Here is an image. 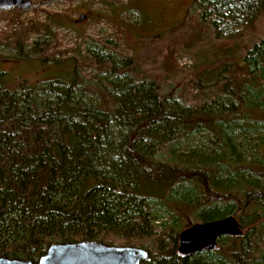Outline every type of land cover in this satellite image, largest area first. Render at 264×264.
<instances>
[{
  "label": "trees",
  "instance_id": "1",
  "mask_svg": "<svg viewBox=\"0 0 264 264\" xmlns=\"http://www.w3.org/2000/svg\"><path fill=\"white\" fill-rule=\"evenodd\" d=\"M189 9L215 40L193 75L199 89L218 87L205 105L161 92L96 41L80 58L44 57L51 30L64 27L56 13L30 23L38 38L25 50L0 41V257L35 263L49 243L115 235L148 251L139 238L158 234L164 244L141 264H264V36L242 46L264 0ZM40 59L42 78L10 84L6 60ZM161 65L164 81L180 72L171 55ZM226 216L240 236L176 257L180 230Z\"/></svg>",
  "mask_w": 264,
  "mask_h": 264
},
{
  "label": "rangeland",
  "instance_id": "2",
  "mask_svg": "<svg viewBox=\"0 0 264 264\" xmlns=\"http://www.w3.org/2000/svg\"><path fill=\"white\" fill-rule=\"evenodd\" d=\"M30 1L32 7L25 11H0L2 44L8 46L19 41L20 46L15 45L16 48L27 49L38 38L30 23H47L48 15L56 13L60 15L59 21L64 27L51 30L46 39L48 45L43 48L44 57L59 60L72 56V52L77 51V57L80 58L86 43L96 41L107 46L112 52L131 58L133 64L140 68L148 79H157L156 83L161 92L173 90V94L180 96L189 106L208 104L218 96V87L199 89L197 77L193 76L208 66L202 65L201 60L215 43L210 23H198V16L190 11L193 0ZM80 14L86 18L75 24L74 21ZM254 30V33L251 30L252 35L244 36L242 46L249 47L255 40L264 36V13L260 15ZM1 52L6 54L8 50ZM169 55L175 58L180 72L164 81L161 64ZM6 61L3 68L9 74L12 86L17 84L18 79L29 82L39 80L40 74L50 70L47 66H41V59L38 62L31 61L32 68L26 67L22 61ZM54 69L56 68L51 72ZM85 71L87 72L84 69ZM201 75L203 76V73ZM179 81V87L173 89V83ZM161 242L164 244L161 236L154 234L139 238L138 243L147 247L146 251L150 255L156 256ZM104 244L139 247L135 243L126 244L125 239L117 235Z\"/></svg>",
  "mask_w": 264,
  "mask_h": 264
},
{
  "label": "water",
  "instance_id": "3",
  "mask_svg": "<svg viewBox=\"0 0 264 264\" xmlns=\"http://www.w3.org/2000/svg\"><path fill=\"white\" fill-rule=\"evenodd\" d=\"M30 8V0H0V11H25ZM84 19L85 15L80 14L74 23L79 24ZM240 235V226L233 216L193 223L177 233L175 254L182 259L194 253L213 251L218 238ZM148 259V252L140 247L112 246L93 240H80L49 243L35 263L0 257V264H141Z\"/></svg>",
  "mask_w": 264,
  "mask_h": 264
}]
</instances>
